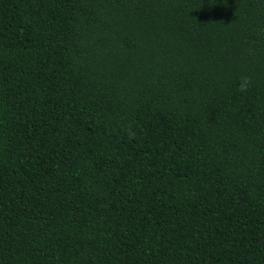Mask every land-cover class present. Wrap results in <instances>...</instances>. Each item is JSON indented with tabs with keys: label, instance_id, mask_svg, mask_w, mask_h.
I'll list each match as a JSON object with an SVG mask.
<instances>
[{
	"label": "trees",
	"instance_id": "trees-1",
	"mask_svg": "<svg viewBox=\"0 0 264 264\" xmlns=\"http://www.w3.org/2000/svg\"><path fill=\"white\" fill-rule=\"evenodd\" d=\"M0 264H264V0H0Z\"/></svg>",
	"mask_w": 264,
	"mask_h": 264
},
{
	"label": "clouds",
	"instance_id": "clouds-1",
	"mask_svg": "<svg viewBox=\"0 0 264 264\" xmlns=\"http://www.w3.org/2000/svg\"><path fill=\"white\" fill-rule=\"evenodd\" d=\"M252 86H253L252 77L248 75H242L238 81L237 91L241 93H246L250 90ZM134 137H135V133L129 131V138L131 139Z\"/></svg>",
	"mask_w": 264,
	"mask_h": 264
}]
</instances>
